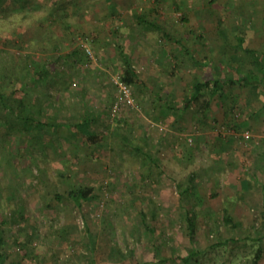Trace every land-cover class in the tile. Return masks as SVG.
<instances>
[{
  "label": "rangeland",
  "instance_id": "obj_1",
  "mask_svg": "<svg viewBox=\"0 0 264 264\" xmlns=\"http://www.w3.org/2000/svg\"><path fill=\"white\" fill-rule=\"evenodd\" d=\"M11 1L0 0V53L19 62L20 51L30 54L29 42L16 48L10 41L27 24L39 28L38 21H19L15 9H2ZM49 3L55 19L72 25L74 41L66 37L60 53L76 45L83 55L78 64L69 59V65L47 66L48 77L37 87L32 67L16 66L23 78H12L17 91L9 104L20 99L42 109L48 126H42L46 133L32 129L35 137L23 122L15 120L9 130L0 120V177L28 204L27 219L5 228L9 260L180 264L181 256L196 251L200 264H251L261 246L264 264V0ZM58 29L51 26L53 39L40 38L45 50L34 53L38 60L57 54L55 37L69 30ZM4 67L10 66H0V73ZM133 70L132 101L112 112L115 80ZM211 75L236 83L212 97L202 119L186 109L188 95L193 78ZM4 88L9 96L11 87ZM86 117L101 136L97 144L72 135ZM146 153L159 167L142 157ZM196 171L195 200L182 202L180 193ZM78 184L93 186L94 198L80 206L64 198L46 207L54 191ZM2 214L9 215L7 208ZM188 216L195 219L193 238Z\"/></svg>",
  "mask_w": 264,
  "mask_h": 264
},
{
  "label": "trees",
  "instance_id": "obj_2",
  "mask_svg": "<svg viewBox=\"0 0 264 264\" xmlns=\"http://www.w3.org/2000/svg\"><path fill=\"white\" fill-rule=\"evenodd\" d=\"M18 1L12 0L10 3L6 4V7L4 6L2 9L7 10L11 13L12 9H15L14 11L20 12L19 21H25L27 20V23H36L37 21V27L39 30H28L26 29L28 27V24L26 27H24L23 32H18L15 35V38H13L10 41V44L17 47H21L23 42H29V53L30 54H23L21 51L19 52V62L16 61L13 58V55L6 56V58L2 57V54L0 53V66H10L8 70L3 68L2 73H0V120L4 121V124L8 126V129H14V121H18L19 123L23 122L24 125L22 128L25 130L26 133H28L30 136L34 135L31 133L32 129L40 128L42 132H45V127L48 126L45 124V118L44 114L42 112V109H32L30 104L25 103L23 100H16L15 102L9 104V100L16 94L17 89L14 87V81L12 80L16 79L20 80L23 78V71L16 73V66H20L22 69L27 71L29 67L31 68V71L33 72L31 77V82L34 86L38 85L37 81L43 80V75L48 77L47 71L49 73V69H47V66H51L54 64V66H60L63 65V62H66L68 65V60L72 59L73 63L78 64V61L80 62V56L83 55V49L81 47H78L74 45L71 46L70 50L65 52L64 54L60 53L62 50V43L65 42V39H69L70 36L73 35L72 25L65 21V20H58L53 17V13L51 11L52 9V3H49V0H25L21 1V3H16ZM21 7L19 8V6ZM22 8V9H21ZM138 21H141L142 23H147L150 25V23L140 15L136 16ZM23 23V22H22ZM21 23V24H22ZM20 24V23H19ZM33 25V24H32ZM58 26L60 29V26L69 29L66 31V33H61L58 35V38L55 37V43L57 48H55V51L57 54L55 55H49L43 56L41 60H38L34 53L39 51H44L45 47L42 45L41 40L43 38L47 39H53V30H50L51 26ZM153 25V24H151ZM31 27V26H30ZM48 28V29H46ZM56 30V31H59ZM71 29V30H70ZM29 31L28 33L26 32ZM13 32H16V30H12ZM67 37V38H66ZM25 38V39H24ZM41 38V40H40ZM17 39V40H16ZM69 39L70 43H73L74 40ZM77 56L79 58H77ZM50 57V59H48ZM86 58V57H85ZM124 63L127 66H130V61L127 59L124 61ZM73 65V64H72ZM71 65V66H72ZM37 66H40L38 69ZM6 70V71H5ZM18 74V75H16ZM133 73L125 72L122 76L121 81L129 84L133 82ZM248 77V76H247ZM245 76L244 79L247 78ZM248 79V78H247ZM246 79V81H248ZM236 83V80H234L231 77L226 78L225 80L217 77V76H207L205 78L201 77H195L193 78L191 90L188 95V105L186 107L187 110L191 111L195 115H198L202 119H206L207 114L212 106V97L215 94L219 93V96H223L224 92L231 86ZM248 83V82H247ZM9 86L11 87V90L9 92V96L4 94V87ZM255 86V84H254ZM37 87V86H36ZM10 106V107H9ZM7 111V112H6ZM5 112L7 115H5ZM9 116V118H7ZM91 119L86 117L83 119L80 123L75 124L74 128L75 131L72 132L73 136H80L82 140H85L88 144H97L101 141V136L97 134L95 131H93L89 125L91 123ZM45 126V127H42ZM56 128H59L60 125L56 126ZM227 126V125H226ZM237 126V125H236ZM50 127V126H49ZM54 127V128H55ZM237 129V128H236ZM37 137L36 135H34ZM39 136V135H38ZM224 142H230L231 143V136H225L223 137ZM227 138V139H226ZM223 142V141H222ZM133 151L135 150L137 153L140 151V149L132 148ZM142 155V154H141ZM143 158H148L152 163H154L157 167H159V160L152 156L149 153H146V155H142ZM39 172L42 170L37 167ZM39 175H43V173H39ZM199 175V173L196 171L191 176H189L187 184L183 191L180 193V199L182 202H189L195 200L194 196L196 194V177ZM38 183L43 184L42 178H38ZM18 189L13 186L7 185L5 182L1 180L0 177V209L7 208L9 211L8 216H3V214L0 217V264H7V261L9 260L10 252L5 248L6 244V236H5V228L8 226H12L15 224L20 223V221H24L27 219V215H25L26 206L24 198L18 194ZM70 199L72 202H74L76 205L80 206L83 202L90 201L94 198V187L91 185H74L70 189H65L64 191H54L53 194L50 196V200L46 207H53L56 203L62 201V199ZM194 198V199H193ZM193 199V200H192ZM197 200V199H196ZM190 202V203H191ZM224 220L227 224L232 223V219L230 217L224 216ZM146 227V229L153 231L150 229V226L145 223V220L143 222ZM234 225V224H233ZM195 219L194 217L188 216V236L190 238L194 237V231H195ZM255 240L261 241L260 236L256 238ZM236 241V240H235ZM21 247L23 245H20ZM263 253V247L258 246L253 254V259L251 261V264H259L261 257ZM198 252L191 251L190 254L186 256L180 257V264H200L198 260L196 259V255ZM11 264H14V262L11 261Z\"/></svg>",
  "mask_w": 264,
  "mask_h": 264
},
{
  "label": "built area",
  "instance_id": "obj_3",
  "mask_svg": "<svg viewBox=\"0 0 264 264\" xmlns=\"http://www.w3.org/2000/svg\"><path fill=\"white\" fill-rule=\"evenodd\" d=\"M115 85L118 90V96L117 100L112 106V112H116L119 109L120 104H126L129 105L132 101L131 99V88L130 85L121 81V80H115ZM244 136L247 138L249 135L246 132Z\"/></svg>",
  "mask_w": 264,
  "mask_h": 264
},
{
  "label": "crops",
  "instance_id": "obj_4",
  "mask_svg": "<svg viewBox=\"0 0 264 264\" xmlns=\"http://www.w3.org/2000/svg\"><path fill=\"white\" fill-rule=\"evenodd\" d=\"M132 73H133V76H132V77H134V75H136V74H135V71L133 70Z\"/></svg>",
  "mask_w": 264,
  "mask_h": 264
}]
</instances>
